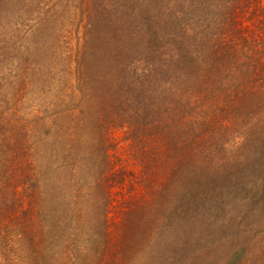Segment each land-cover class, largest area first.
<instances>
[{
	"label": "rangeland",
	"instance_id": "obj_1",
	"mask_svg": "<svg viewBox=\"0 0 264 264\" xmlns=\"http://www.w3.org/2000/svg\"><path fill=\"white\" fill-rule=\"evenodd\" d=\"M114 1L0 0V264L212 256V218L185 206L211 197L227 175L180 152L168 120L146 127L136 118L123 85L132 39ZM135 2L131 30L143 40L161 6ZM261 151H230L245 170L232 175L251 172Z\"/></svg>",
	"mask_w": 264,
	"mask_h": 264
},
{
	"label": "trees",
	"instance_id": "obj_2",
	"mask_svg": "<svg viewBox=\"0 0 264 264\" xmlns=\"http://www.w3.org/2000/svg\"><path fill=\"white\" fill-rule=\"evenodd\" d=\"M130 1L115 0L111 10L132 39L123 48V85L136 118L146 127L168 120L180 152L227 175L212 184L211 197L185 206L189 215L210 216L217 230L212 256L201 250L196 259L264 264V156L238 175L245 170L230 158L232 150L264 146V0H152L161 7L138 22L147 25L143 40L131 30L140 12Z\"/></svg>",
	"mask_w": 264,
	"mask_h": 264
}]
</instances>
